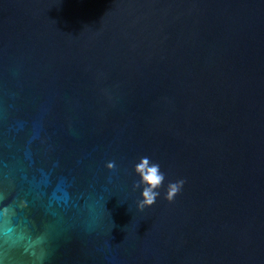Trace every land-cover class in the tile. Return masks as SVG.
I'll use <instances>...</instances> for the list:
<instances>
[{
	"label": "water",
	"instance_id": "obj_1",
	"mask_svg": "<svg viewBox=\"0 0 264 264\" xmlns=\"http://www.w3.org/2000/svg\"><path fill=\"white\" fill-rule=\"evenodd\" d=\"M0 264H264V0H0Z\"/></svg>",
	"mask_w": 264,
	"mask_h": 264
},
{
	"label": "clouds",
	"instance_id": "obj_2",
	"mask_svg": "<svg viewBox=\"0 0 264 264\" xmlns=\"http://www.w3.org/2000/svg\"><path fill=\"white\" fill-rule=\"evenodd\" d=\"M109 169L113 167L112 162L106 165ZM133 171L138 176V181L133 184V188H139V199L136 206L139 209L151 206L160 195L158 191L164 180V173L160 170L159 164L149 160L148 157H141L138 162L133 165ZM183 179L169 182L167 185L165 198L171 201L174 195L179 192L183 185Z\"/></svg>",
	"mask_w": 264,
	"mask_h": 264
}]
</instances>
